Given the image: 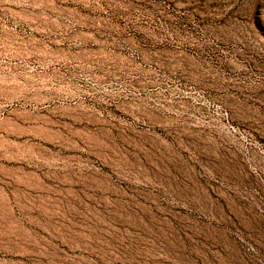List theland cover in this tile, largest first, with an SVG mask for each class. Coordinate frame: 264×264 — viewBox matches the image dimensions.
I'll return each mask as SVG.
<instances>
[{"label":"rangeland","instance_id":"374dc122","mask_svg":"<svg viewBox=\"0 0 264 264\" xmlns=\"http://www.w3.org/2000/svg\"><path fill=\"white\" fill-rule=\"evenodd\" d=\"M1 77L102 141L0 143V264H264V0H0Z\"/></svg>","mask_w":264,"mask_h":264},{"label":"bare ground","instance_id":"6f19581e","mask_svg":"<svg viewBox=\"0 0 264 264\" xmlns=\"http://www.w3.org/2000/svg\"><path fill=\"white\" fill-rule=\"evenodd\" d=\"M77 95L62 89H50L46 85L38 86L30 78L1 77L0 143L28 130L53 127L65 128L81 134L89 142L100 143L102 136L93 133L89 127L97 116H94Z\"/></svg>","mask_w":264,"mask_h":264}]
</instances>
